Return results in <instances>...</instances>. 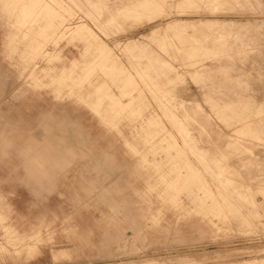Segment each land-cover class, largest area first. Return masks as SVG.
Wrapping results in <instances>:
<instances>
[{
  "label": "rangeland",
  "instance_id": "rangeland-1",
  "mask_svg": "<svg viewBox=\"0 0 264 264\" xmlns=\"http://www.w3.org/2000/svg\"><path fill=\"white\" fill-rule=\"evenodd\" d=\"M15 1L0 135L27 137L0 140V264H264L254 0ZM50 125L73 146L55 159L31 147Z\"/></svg>",
  "mask_w": 264,
  "mask_h": 264
},
{
  "label": "bare ground",
  "instance_id": "bare-ground-1",
  "mask_svg": "<svg viewBox=\"0 0 264 264\" xmlns=\"http://www.w3.org/2000/svg\"><path fill=\"white\" fill-rule=\"evenodd\" d=\"M15 4L16 5H22L20 0L15 1ZM40 6H41V2L39 0H30L28 7H26V8L24 7V10H23L22 13H23L24 16L27 14V12L34 13L35 11L38 10V8H40ZM91 11L95 12V13L97 11L99 12V10H98V8L96 6H92L91 7ZM129 16H131V17L135 16L136 17L135 14L134 15H129ZM239 16H240V14H239ZM177 125H178V129H179L180 132L186 133V129L183 126V124H181L180 122H177ZM10 126L11 125H8L4 130H2V133L0 135L1 146H4L5 148L11 147L16 140H19L20 138L23 139V138L27 137V135H24V134H22L20 132V128H19L18 125L14 124V125H12L11 129L10 128L8 129V127H10ZM65 127L63 128L62 126H58V128H54V126H51V127H48V129H44V136H42L43 134L41 135L43 138L42 139H41V137L38 138V142L40 144H35L33 142L31 147H35L36 148V147L42 146V144L45 145V147L47 149V151L45 153V159H55V158H57V156H60V154H61L60 152H63L62 150H64L66 153L67 152L69 153V151H70L69 148L72 146V144H70V142L67 140L65 134H63L64 133L63 131L67 128V127L66 128ZM38 129H42V127L38 126ZM17 132L19 134H21V135H18ZM31 137H33V134H31ZM34 137H36V136L34 135ZM22 139H21L20 143H22ZM25 145L28 146L29 143L28 142H24L23 146H25ZM30 152L31 151H29V150H23V153L26 156L29 155ZM73 152L75 153L76 151H73ZM33 159L35 161L34 162L35 164H39L41 162V160L43 159V157L40 156V154H35L33 156ZM25 250L28 251L29 255H31L30 254L31 251H32L31 248L26 247Z\"/></svg>",
  "mask_w": 264,
  "mask_h": 264
},
{
  "label": "crops",
  "instance_id": "crops-1",
  "mask_svg": "<svg viewBox=\"0 0 264 264\" xmlns=\"http://www.w3.org/2000/svg\"><path fill=\"white\" fill-rule=\"evenodd\" d=\"M250 4V2L248 1ZM251 10L253 11V14L258 17H263L264 18V0H254L252 2ZM256 5V6H254ZM16 200H14L15 202Z\"/></svg>",
  "mask_w": 264,
  "mask_h": 264
}]
</instances>
